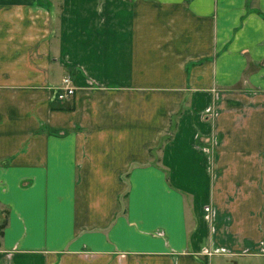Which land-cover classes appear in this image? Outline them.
<instances>
[{
  "label": "crops",
  "instance_id": "obj_1",
  "mask_svg": "<svg viewBox=\"0 0 264 264\" xmlns=\"http://www.w3.org/2000/svg\"><path fill=\"white\" fill-rule=\"evenodd\" d=\"M0 212V264H264V0H0Z\"/></svg>",
  "mask_w": 264,
  "mask_h": 264
},
{
  "label": "built area",
  "instance_id": "obj_2",
  "mask_svg": "<svg viewBox=\"0 0 264 264\" xmlns=\"http://www.w3.org/2000/svg\"><path fill=\"white\" fill-rule=\"evenodd\" d=\"M62 85H63V92L61 94H59V96H58V98L60 100L71 96L73 94V91H74L73 88H71V86H70L71 82L68 78L63 80Z\"/></svg>",
  "mask_w": 264,
  "mask_h": 264
},
{
  "label": "rangeland",
  "instance_id": "obj_3",
  "mask_svg": "<svg viewBox=\"0 0 264 264\" xmlns=\"http://www.w3.org/2000/svg\"><path fill=\"white\" fill-rule=\"evenodd\" d=\"M3 217V213L0 212V226L4 223Z\"/></svg>",
  "mask_w": 264,
  "mask_h": 264
},
{
  "label": "trees",
  "instance_id": "obj_4",
  "mask_svg": "<svg viewBox=\"0 0 264 264\" xmlns=\"http://www.w3.org/2000/svg\"><path fill=\"white\" fill-rule=\"evenodd\" d=\"M4 224H5V223H3V224L0 226V229H2V228H3Z\"/></svg>",
  "mask_w": 264,
  "mask_h": 264
}]
</instances>
